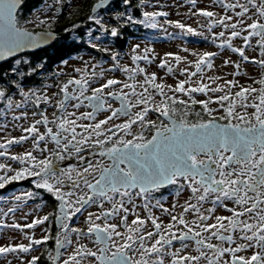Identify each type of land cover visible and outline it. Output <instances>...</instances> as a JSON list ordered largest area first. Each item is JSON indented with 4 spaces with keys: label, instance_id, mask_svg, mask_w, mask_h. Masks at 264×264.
Instances as JSON below:
<instances>
[{
    "label": "snow or ice",
    "instance_id": "6c2138e0",
    "mask_svg": "<svg viewBox=\"0 0 264 264\" xmlns=\"http://www.w3.org/2000/svg\"><path fill=\"white\" fill-rule=\"evenodd\" d=\"M24 3L0 0V131L8 128L11 113L13 127L25 133L0 137V157L6 158L0 162V189L31 179L35 189L45 190L58 204L57 212L23 226L0 227L35 229L51 224L53 217L59 231L53 235L45 227L40 238L26 235L27 244L0 245V256L33 253L54 240L55 254L47 256L51 264H264V77L245 86L210 75L209 84L198 74L214 67L212 58L219 52H192L191 61L166 53L158 67L184 77L173 86L157 82V73L138 63L122 64L121 54L112 51L110 68L85 61L84 67L73 69L75 75L56 73L55 83L26 89L23 80L37 68L18 54L54 39L56 17L38 19L47 28L43 32L21 27L17 14ZM121 3L125 10L113 13L115 26L98 12L111 9L113 0H96L88 19L117 38L123 26L157 28L162 26L159 18L170 15L147 10L153 6L140 0L138 7L144 10L138 19L127 11L132 0ZM190 3L195 9L191 15L206 21L199 24L210 34L204 39L219 41L220 49L264 68V0H214L219 11L197 7V0ZM164 23L182 33L204 35L181 20ZM237 39L242 46L234 45ZM91 47L110 52L97 43ZM256 48L259 58L246 53ZM139 49L134 45L131 60L151 64L153 50L140 54ZM229 64L241 68L230 57L224 61ZM116 70L126 79L106 75ZM197 93L205 98L198 99ZM25 142L31 147L24 152L9 151ZM170 186L175 200L166 205L161 190ZM35 196L34 191L14 196L19 203L0 215L14 214ZM79 217L86 228L71 226ZM15 259L38 264L41 257Z\"/></svg>",
    "mask_w": 264,
    "mask_h": 264
},
{
    "label": "rangeland",
    "instance_id": "374dc122",
    "mask_svg": "<svg viewBox=\"0 0 264 264\" xmlns=\"http://www.w3.org/2000/svg\"><path fill=\"white\" fill-rule=\"evenodd\" d=\"M153 7L147 8V10H157V11H168L170 13L169 17L167 18H161L160 23H161V31L167 33L168 35V41L163 40V41H158V49H155L153 47V40H132L129 44V49L132 52V49L134 45L139 44L140 49L138 52L140 54H143V49L148 48L150 50H153L149 53L150 58L154 55L155 59H153L152 63L149 64L148 62L143 61L141 64V67H146L148 72H156L158 76L157 82H161V79H163V82L175 86V84L178 82L179 79H183L184 77L180 75L179 72H175L174 74H167L166 69H161L158 67L159 63L161 60L165 57L166 53H175L180 56H186L188 60H194L195 57L191 55L192 52H197V53H203L205 51H213V52H219L220 55L217 57H213V63L214 67L212 69H207L206 67L204 68V71L202 74L204 76V82L211 84L210 81L207 80V77L210 75L214 76H219L228 80L231 79H236L239 81L240 84L242 85H249L252 84L254 80L258 81L262 77H264V68L261 66L255 64V63H249V62H243L242 59L239 57L237 53L231 52L230 49H220L217 45L211 41H205L202 40H187L185 38H176L174 37V33L179 32L181 34H186L182 33L181 30L176 29L170 25H167L164 23L166 19H171V20H181L182 22L186 24H190L192 27L197 28L198 31H202L204 33L203 36H195V35H189L195 38H200L204 39V36H210V34L205 30L201 29L199 27V24L206 23L205 19L203 17L199 16H192L191 11H194L190 0H148ZM64 0H50L48 1L43 8L38 10L37 12L32 13L29 19H26L25 23H20L21 26H24L26 28H30L29 26H37L38 25V19H44L47 16H55L58 17V15L55 14L56 10V5L57 4H62L65 5ZM81 0H70V3L67 5L65 12L63 15H70L75 7L76 4H80ZM197 7L200 8H208L210 10H217L219 11L218 6L215 5L214 0H197ZM113 8V7H112ZM109 11L114 12V9H110ZM22 14V9L18 11V16H21ZM19 19V18H18ZM30 21H37V23H30ZM199 22V23H198ZM44 26V25H42ZM44 29H47L46 26L41 27ZM218 29H215L216 31ZM96 42V41H95ZM235 46H242V41L240 39H237L234 41ZM188 48L189 52L185 53L183 51V48ZM246 53L249 55H255L257 58H259V52L255 50L253 52V49H246ZM132 54H134L132 52ZM86 57V56H85ZM231 58V60L236 61L238 63H241V68L237 70L233 64H229L227 66L224 65V61L228 58ZM169 63L171 66L175 69L176 65L172 59V57H168ZM78 62V61H76ZM75 62V63H76ZM71 62L70 64H73ZM85 65V62H81ZM79 63V65L81 64ZM91 63V62H89ZM185 65L181 64V67H184ZM66 69H70V67H67ZM191 70H195L192 68ZM236 71H240L241 73H246V75H240V76H234L230 75L231 73H234ZM108 74V73H106ZM114 75H119L122 79H125L126 74L122 72H116ZM139 79H142L140 77ZM193 80H196L197 77H193ZM218 83H223V80L218 81ZM215 86V85H211ZM259 87V85H256ZM187 87V85H186ZM27 89V88H26ZM179 95V94H178ZM197 98L199 99H204L205 97L199 93L195 94ZM160 97L157 96V100H159ZM215 106V105H213ZM11 114V113H10ZM31 119V116H30ZM13 123L9 119V126L6 130L0 131V137L3 136H10V137H19L21 135H24L25 133L22 132L21 127L16 126L13 127ZM19 125H24V121L18 122ZM0 142H3L0 140ZM31 144L29 142H25L22 145H13L10 148L11 153H22L25 151V149L30 148ZM6 158L5 157H0V162H5ZM10 162V161H9ZM13 164V167H16L15 162H10ZM20 187V186H19ZM17 187V190L14 191L13 194L7 195L6 200L3 201V203L0 204V212L6 211L8 207L14 206L15 204L19 203L13 200V197L16 195H21L27 191H30V189H23L22 186L19 188ZM38 203L31 202L28 203L27 201L23 202L20 204V207L17 209V211L13 214L10 213L7 217H3L0 215V223L2 221L4 225H11L13 223H19L22 226L24 224L30 223L34 218L36 217H42L44 215H48L49 213H55L54 207H56L55 203L51 200L47 203H42V206L40 208L38 207ZM26 213H31L30 215H25ZM50 220L53 222L54 218L50 217ZM51 222V224H52ZM51 224L48 222L45 223V225L37 226L35 229H27V228H22V229H15L10 226H3L0 227V245H6V244H17V243H29V241L25 238L26 235H31L35 234V238H40L42 235V229L45 227H50ZM85 227L84 223L80 219V217L72 222L71 226L75 227ZM59 231V228L58 230ZM75 236L73 235V240L75 241ZM55 244V243H54ZM54 244L51 248V252L53 254V248ZM47 245V244H46ZM46 245H41L39 247V251H35L33 253H13V254H7V258L0 256V264H7V260L11 259L13 261V264H20L19 260L15 259L17 255L23 256V257H30L31 255H40L41 251L45 248ZM51 264V263H50Z\"/></svg>",
    "mask_w": 264,
    "mask_h": 264
},
{
    "label": "trees",
    "instance_id": "16d2710c",
    "mask_svg": "<svg viewBox=\"0 0 264 264\" xmlns=\"http://www.w3.org/2000/svg\"><path fill=\"white\" fill-rule=\"evenodd\" d=\"M50 0H25L24 5L21 7L22 14L21 16H18V20L20 23H25L26 19H29L32 13L37 12L43 6ZM65 7L70 3V0H64ZM72 1V0H71ZM95 0H81L80 4H76V7L74 11L70 15H59L56 17L54 22H52V29L57 32V40L54 44H52L49 47V49H46L45 51H35V52H26L21 54L24 59H27L30 61L31 66H36L37 71L36 74L25 78L23 80V84L25 88H39L43 87L44 84H46V78L43 77V72H49L50 70H53L57 67L59 69L64 68V65L67 64V59L70 57L75 56L70 51L76 50V49H89L92 48L91 44L95 43L99 44L100 47H107L108 44H104L103 42L105 40H110L112 43H114L115 47L126 49L129 47V44L132 40H163L168 38L167 33L161 31L160 27L157 28H150L146 27L143 24H130L127 26L121 27V34L117 38H112L109 34L102 33L99 29V26L94 24V22L90 21L88 19V16L91 12V5ZM151 2V1H150ZM148 1V3H150ZM140 3V0H132V7L128 8L127 11L131 12L136 18L142 19L141 11L144 10L141 7H138ZM65 9V8H64ZM115 11H123L125 10V6L123 4L118 5L114 8ZM114 11V12H115ZM65 12V11H64ZM111 11H106L101 13L105 17L106 23L109 25L115 26L116 21L112 19L113 13ZM160 19V18H159ZM74 25H80L79 28H74ZM29 29L37 30L41 27H44L42 25L37 26H29ZM70 30V31H69ZM91 33V34H90ZM96 36H100L101 38L98 40H95ZM185 37L188 40L194 39V37L181 34L179 32L174 33V37ZM205 40L206 39H200L197 38V40ZM207 41H211V39H207ZM212 42V41H211ZM219 41H217L215 44H218ZM248 50V49H247ZM256 50L259 52V49L256 48ZM19 55V56H21ZM85 56H88V54H83ZM80 55V56H83ZM18 56V57H19ZM97 60L89 61L91 63L96 64H102V59L104 58V55L97 54L94 55ZM66 62V63H65ZM63 64V65H62ZM40 65H43V67H40ZM59 65H62L60 68ZM259 65V64H258ZM5 69L8 67V65H4ZM11 114L9 113V119ZM17 186L21 187L23 189H30V191H34L37 193V196H35L32 199L26 200L28 203L35 202L38 203V207L42 206V203H47L49 201H53L55 203V200L53 197L50 196L49 193H47L45 190H38L35 189L29 180H23V181H17L13 182L12 184L8 185L5 189H0V204L3 203L4 200H6V196L11 195L14 193V191L17 190ZM19 187V188H20ZM77 218H74V221H76ZM4 221H2L0 224H3ZM58 228L55 226L54 221L51 224V231L52 234L55 235ZM54 240L48 241L45 248L40 253V261L38 264H50L51 262L47 259L49 251H51V248L54 244Z\"/></svg>",
    "mask_w": 264,
    "mask_h": 264
},
{
    "label": "flooded vegetation",
    "instance_id": "af4514ba",
    "mask_svg": "<svg viewBox=\"0 0 264 264\" xmlns=\"http://www.w3.org/2000/svg\"><path fill=\"white\" fill-rule=\"evenodd\" d=\"M95 1H93V2H95ZM120 4H122L121 3V0H117L116 2L113 3V6H112L113 8H111V9H114L115 7H117ZM63 7L66 9V7L64 5H63ZM108 10H110V9H108ZM108 10H99L98 12H99V14H101V13L106 12ZM91 14H92V12H90V15ZM97 42H98V40H97ZM94 43H95V41H94ZM103 43L104 44H108L107 45V48L110 49V52H104L102 50L94 49V48H89V49H76V50H73V51L71 50L70 52L73 53L75 56L70 57V58L67 59V64L64 65V68L59 69V67H57V68H55L53 70H50L49 72H43L42 73L43 74V77L46 78L45 79L46 82H47L46 84H53V83L56 82V76H55L56 73L63 72V73H67L69 75H75V73L73 72V69L74 68H76V67H84V64L81 63V62H85V61L89 62V61L97 60V58L94 56V55H97V54L104 55V58L102 59V61H103L102 64L106 68H110L111 65H112V63H113L111 61V52L112 51L119 52L121 54V63L122 64L130 65V66H135V64L138 63L141 66L140 63H142L144 61V60H141V61H138V62H133L131 60V56L133 54H132L131 50L129 49V47L126 48V49H122V48L115 47L114 46V43H112L110 40H105ZM105 47H101V49L102 48H105ZM46 49H49V48H43V49H40V50H37V51H45ZM83 54H88V56L85 57V55H83ZM80 55H83V56H80ZM73 61H74V63L73 64H70ZM76 61H78V62H76ZM145 62H147V61H145ZM79 63H81V64L79 65ZM62 65H59L60 68L62 67ZM67 67H70V69L69 70L66 69ZM116 72H122V71L116 70V71L108 72V74H106V75L108 77H115V78H118V79H122L119 75H114V73H116ZM59 78L60 79H65L64 76H60ZM125 79H126V77H125ZM156 99H157V97H156ZM117 106H118V103H117ZM196 107H197V110H198L199 109V106H196ZM29 181H31V179H29ZM174 191H175L174 186H170L167 189L161 190V193H162V196L164 198V202H165L166 205H171V203L174 202V200H175V197L173 196ZM161 193H157V195L160 196ZM53 199H54V197H53ZM57 204H58V202L55 201V205H56V207H54V211L55 212H57ZM156 211H157V214H159V210H156Z\"/></svg>",
    "mask_w": 264,
    "mask_h": 264
},
{
    "label": "water",
    "instance_id": "95a60500",
    "mask_svg": "<svg viewBox=\"0 0 264 264\" xmlns=\"http://www.w3.org/2000/svg\"><path fill=\"white\" fill-rule=\"evenodd\" d=\"M117 0H113V3L114 2H116ZM96 2V1H95ZM95 2H93L92 3V6L94 5V3ZM92 6H91V9H92ZM20 10V9H19ZM18 10V11H19ZM64 7H63V5L62 4H58V5H56V10H55V14L56 15H62L63 13H64ZM99 11V10H98ZM18 15V14H17ZM21 26V25H20ZM21 27H24V26H21ZM29 29V28H28ZM29 30H32V31H35V32H43V31H46L47 29H44V28H40V29H37V30H33V29H29ZM52 31L54 32V39H51L49 42H48V44H46V45H42L41 47H39V48H36V49H28V50H25V52L24 53H26V52H34V51H37V50H40V49H43V48H46V47H49V46H51L52 44H54L55 43V41L57 40V32L55 31V30H53L52 29ZM23 54V53H22ZM19 55H21V54H18V56ZM54 224H55V226L57 227V228H59L58 227V225L56 224V222H55V220H54ZM55 250H56V247H55V244H54V248H53V255L55 254Z\"/></svg>",
    "mask_w": 264,
    "mask_h": 264
},
{
    "label": "built area",
    "instance_id": "2783aa9c",
    "mask_svg": "<svg viewBox=\"0 0 264 264\" xmlns=\"http://www.w3.org/2000/svg\"><path fill=\"white\" fill-rule=\"evenodd\" d=\"M162 18H164V17H162ZM157 41H154L152 44H153V47H155V49H158L159 47H158V45H157ZM30 116H31V110L29 111V118H30ZM80 219L82 220V222H83V217H80ZM80 226V225H79ZM81 227V226H80ZM84 228H86V225H85V227Z\"/></svg>",
    "mask_w": 264,
    "mask_h": 264
}]
</instances>
